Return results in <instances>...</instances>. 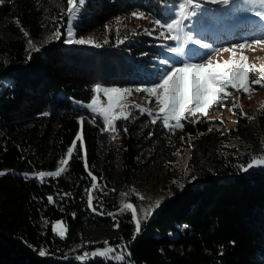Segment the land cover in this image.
<instances>
[{
    "label": "trees",
    "instance_id": "obj_1",
    "mask_svg": "<svg viewBox=\"0 0 264 264\" xmlns=\"http://www.w3.org/2000/svg\"><path fill=\"white\" fill-rule=\"evenodd\" d=\"M48 1L0 0V29L15 37L0 39V264H83L98 232L113 233V251L87 264H264V172L200 170L137 230L119 193L168 168L187 130L126 105L109 131L86 107L98 87L160 83L187 0H57L59 36L28 53L22 36L43 34ZM72 148L67 170L49 175Z\"/></svg>",
    "mask_w": 264,
    "mask_h": 264
},
{
    "label": "rangeland",
    "instance_id": "obj_2",
    "mask_svg": "<svg viewBox=\"0 0 264 264\" xmlns=\"http://www.w3.org/2000/svg\"><path fill=\"white\" fill-rule=\"evenodd\" d=\"M44 7L48 25L43 34L22 36L28 53L60 34L57 17L65 9L57 0ZM53 8L60 12L56 18L50 15ZM11 38L15 37L0 29L1 40ZM165 40L168 62L159 85L145 88L143 94L100 88L86 105L108 121L114 107L124 104L120 117L127 115L126 105H135L167 121L176 119V128L187 130L180 153L167 161L168 168L155 171L150 183L137 182L119 193V212L131 213L137 230L200 170L232 166L245 173L264 172V0H187L169 24ZM0 61H6L1 53ZM102 100L107 108L101 106ZM70 150L49 175L67 170ZM53 230L58 237L66 235L62 221L54 222ZM98 233L89 243L106 258L113 251L106 235L113 233ZM82 250L84 246H75L71 251Z\"/></svg>",
    "mask_w": 264,
    "mask_h": 264
},
{
    "label": "built area",
    "instance_id": "obj_3",
    "mask_svg": "<svg viewBox=\"0 0 264 264\" xmlns=\"http://www.w3.org/2000/svg\"><path fill=\"white\" fill-rule=\"evenodd\" d=\"M86 260H84L83 262H85Z\"/></svg>",
    "mask_w": 264,
    "mask_h": 264
}]
</instances>
